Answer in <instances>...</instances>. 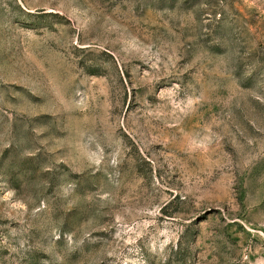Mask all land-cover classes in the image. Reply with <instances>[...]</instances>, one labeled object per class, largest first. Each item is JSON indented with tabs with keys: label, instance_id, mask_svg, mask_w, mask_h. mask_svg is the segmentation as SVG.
Returning a JSON list of instances; mask_svg holds the SVG:
<instances>
[{
	"label": "rangeland",
	"instance_id": "374dc122",
	"mask_svg": "<svg viewBox=\"0 0 264 264\" xmlns=\"http://www.w3.org/2000/svg\"><path fill=\"white\" fill-rule=\"evenodd\" d=\"M0 264H264V0H0Z\"/></svg>",
	"mask_w": 264,
	"mask_h": 264
}]
</instances>
